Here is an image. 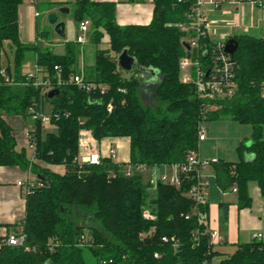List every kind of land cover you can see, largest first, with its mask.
Here are the masks:
<instances>
[{
  "label": "trees",
  "instance_id": "obj_1",
  "mask_svg": "<svg viewBox=\"0 0 264 264\" xmlns=\"http://www.w3.org/2000/svg\"><path fill=\"white\" fill-rule=\"evenodd\" d=\"M21 1L0 0V47L11 43L16 69L26 51L34 52L43 78H59L62 85L49 99L48 92L8 85L0 75V166L29 168V158L17 150L4 116L28 118L29 108L36 104L40 109L44 99L55 127V132H45L39 123L34 125L37 163L31 173L43 186L24 194V246L2 248L0 264H212L217 253L203 226L207 202L195 210L187 196L195 180L184 176L179 188L152 187L140 175L126 177V166L182 165L188 154L197 152L201 123L230 119L251 127L250 144H239L237 162H212L217 185L221 190L236 188L241 208L250 206L251 183L264 197V39L248 34L228 38L237 42L231 55L235 92L231 98L204 100L193 85L181 83L178 74L179 61L191 55L179 24L187 22L193 0H154L152 20L144 26L117 25L113 3L74 0L73 18L77 25L91 22V41L98 47L103 33L108 36L106 47L95 52L91 73L83 77L103 87L104 94L86 93L69 82L76 75L74 46L66 44L65 54L57 56L19 42ZM123 50L140 67L154 70L155 82L137 70L122 73L116 59ZM206 60L201 57L200 64ZM18 78L15 83H24ZM143 93L151 106L142 103ZM81 131L96 142L127 139L128 161L101 158L99 165L78 163ZM245 154L252 156L249 162ZM49 166H62L64 172H53ZM219 208L224 224L227 205ZM144 210L153 221L142 218ZM81 236L89 246L79 245ZM218 264H264V241L241 244Z\"/></svg>",
  "mask_w": 264,
  "mask_h": 264
},
{
  "label": "crops",
  "instance_id": "obj_2",
  "mask_svg": "<svg viewBox=\"0 0 264 264\" xmlns=\"http://www.w3.org/2000/svg\"><path fill=\"white\" fill-rule=\"evenodd\" d=\"M89 1L92 3H113L115 6V22L119 26L148 25L153 17L154 0ZM61 9H67L68 13H60L59 10ZM73 11L74 0H22L18 7V39L22 45L36 46L40 50H49L57 56L64 55L66 44H71L77 51L75 73L78 76L85 77L91 73L96 50L106 47L108 36L103 33L101 43L97 47L91 41L92 29L90 22L88 32L85 35V41L82 44L77 43L76 38L79 36V30L73 18ZM204 13L209 20L216 23L214 26L216 31L213 41H218L221 38H227L234 34H246L252 29L258 31V37L264 39V11L258 8L251 10L247 4H243L238 7L225 6L218 11L206 9ZM49 14H56L58 22L64 23V38L56 36L53 32V27L48 25L47 16ZM4 43L14 53V48L11 43L7 41L3 42V44ZM87 44H91L93 47L90 49L86 46ZM57 47H61L63 50L60 53H56L55 49ZM37 66L39 65L37 64L36 54L31 51H26L24 53V59L18 69L15 68L14 62L13 77L7 70L2 68V66H0V68L5 71L9 79L15 82L18 77L20 78H18L19 81L24 79L25 76L32 73ZM40 77L42 78L43 74L40 75ZM44 101L43 99L39 105V110L42 114L44 113ZM50 110L47 115L50 113ZM29 118L30 117L4 116L6 124L12 130L17 150H23L30 159L31 151L28 148L25 133L34 123L32 120L29 122ZM49 126L52 125L44 127L45 132H50ZM82 132L83 135L80 134L79 145L80 143H87L88 148L93 146L94 150L98 151L102 158L107 157L110 148H116V156L118 157L115 162L126 163L128 161L129 142L127 139L107 138L100 142H96L92 139L89 132ZM122 141H125L126 145L122 144ZM205 141L206 137L202 142ZM86 150L87 149H82L79 146V155L84 156ZM216 156L219 157V153H216ZM251 159L252 156L250 154H245L244 160L246 162H249ZM220 160L235 162L224 159ZM210 165L211 166L202 170V176L207 183L205 191L208 205L207 230L217 231L224 238L222 244L213 245V251L217 253L216 257L213 259V263L215 260H218L219 263L221 258L234 253L237 246L252 242L254 234H261L263 237L262 240L264 241V197L260 195L259 190L254 186L255 184L251 183V186L249 185V196L251 198L250 206L246 208L239 207L237 192H233L231 188L221 190L217 185L214 167L212 164ZM161 168L163 169L165 166H159L153 169L154 171L156 170L154 173L160 174L159 171ZM49 169L60 174L64 172L62 166H49ZM169 169L170 174L171 168L169 167ZM153 174L150 176L152 177ZM29 178L28 172L19 167L0 166L1 234L5 231L7 232L11 226L24 218L25 198L23 190L17 186V183H24ZM220 205H227V219L224 224L220 222Z\"/></svg>",
  "mask_w": 264,
  "mask_h": 264
},
{
  "label": "built area",
  "instance_id": "obj_3",
  "mask_svg": "<svg viewBox=\"0 0 264 264\" xmlns=\"http://www.w3.org/2000/svg\"><path fill=\"white\" fill-rule=\"evenodd\" d=\"M185 0H176L177 3H182ZM243 4H247L251 10L260 9L264 11V0H193V8L187 15V22L185 24H179V30L185 34V43L189 48L191 55L189 57L182 58L178 63L179 81L183 84H191L194 86L197 96L204 100H222L231 98L235 92L236 84L233 81V62L231 55H228L224 51L226 40L221 38L218 41H213L215 35V22L209 20L204 11L206 9L210 11H218L222 7H238ZM90 26L89 20H83L78 25L79 36L76 38V42L82 44L85 41V35L88 32ZM195 57V59H193ZM206 57L205 65L200 64V58ZM55 71H58L57 67H54ZM42 68L35 67L32 73H29L24 78V83H15L9 79L4 70L0 71V75L4 82L11 86H24L31 85L36 89H41L42 93L49 92L62 85L59 78L55 81L47 78H41ZM69 82L76 86L79 90L90 93L95 90H99L101 94H104L105 89L100 85L87 82L82 76H72L69 78ZM123 92V90H121ZM264 95V93H263ZM111 110V106L107 105V111ZM29 117L34 123H39L43 128L50 125L49 115H44L36 104L29 108ZM202 124V123H201ZM34 125L26 131L25 138L31 156L29 159V168L27 170L29 179L24 183H17V186L23 190V193H28L32 188L42 187V183L37 182L36 178L31 173L32 165L37 163L35 149L36 140L33 133L35 132ZM83 132L81 131L80 134ZM83 135V134H82ZM205 139V132L200 125L198 131V141L202 142ZM80 148L87 149L84 156L78 155L77 162L89 165H99L101 161V155L98 151L89 147L87 143H80ZM116 156L114 149L108 150V157L111 161ZM116 163L115 161H113ZM210 164L207 161L201 162L195 152L188 154L186 161L182 165H171L170 174H156V170L159 166L151 167L153 175L148 182L152 187L158 184H165L179 188L182 182V177L191 176L195 183L188 190L187 196L194 203V208L199 205H203L207 202L206 197V185L202 176V170L207 168ZM167 167V166H165ZM147 169L143 166H126L125 176L129 177L133 175V172ZM150 169V168H149ZM233 192H236V188H232ZM142 218L145 221L151 222L154 220V216L148 210L142 212ZM203 220L202 217L199 218ZM203 226L206 227V234H208L210 242L212 244H222L224 242L223 236L217 231L207 230V221H203ZM261 234H254L253 240H262ZM79 245L89 246L86 243L84 236L80 237ZM163 242H167L166 238H162ZM25 242V236L22 233V224L20 221L16 222L12 228H9L7 232L0 233V250L4 247H23ZM208 264V263H204Z\"/></svg>",
  "mask_w": 264,
  "mask_h": 264
},
{
  "label": "rangeland",
  "instance_id": "obj_4",
  "mask_svg": "<svg viewBox=\"0 0 264 264\" xmlns=\"http://www.w3.org/2000/svg\"><path fill=\"white\" fill-rule=\"evenodd\" d=\"M257 32L258 31H256L255 29H252L248 31V33L246 34L258 37ZM235 35L237 34L228 36L227 38H224V39L227 40L229 37L231 38ZM212 40H214V38ZM86 46L90 49L93 47L91 44H87ZM62 50L63 49H61V47H57L55 49V52L60 53ZM0 54H1L0 55V66H2V68L7 70L9 74L13 77L14 76V60H13L14 53L4 43L1 46ZM147 95L148 94L143 93L142 103L145 106H151L152 101L148 99ZM43 109H44L43 114L47 115V113L50 110V106L46 100L44 101ZM29 122H31V119L29 120ZM201 126L205 132V137H206L205 142L198 143V149H197L198 154L196 153V155H198V160L201 162L207 161L209 164H212V162H217L220 159L236 162L239 159L238 153H237V147L239 146V144L243 143V145H247V146L250 144L249 140L251 136V127L249 125L239 124L237 122L231 121L230 119H220V120H215V121L203 122ZM49 131L55 132V128L53 126H49ZM122 144H125V141H122ZM90 147L93 148V146H90ZM114 150L116 152V148ZM86 153L87 152H84V154ZM216 153H219V157L216 156ZM107 157H108V154H107ZM117 157L118 156H115L113 161H116ZM126 158H127V155H126ZM169 170H170L169 167H165L163 169L161 168L159 171L160 172L159 175H161L162 173L168 174ZM152 173L153 171L151 168L144 169L141 171L135 170L133 172V174L141 176L144 184H147L150 181V178H151L150 175ZM254 186L256 187V185ZM213 264H218V260H215Z\"/></svg>",
  "mask_w": 264,
  "mask_h": 264
},
{
  "label": "water",
  "instance_id": "obj_5",
  "mask_svg": "<svg viewBox=\"0 0 264 264\" xmlns=\"http://www.w3.org/2000/svg\"><path fill=\"white\" fill-rule=\"evenodd\" d=\"M60 13H68L67 9L59 10ZM47 23L49 26L53 27V32L56 36L64 38L65 25L62 22H58V17L56 14H49L47 16ZM186 50L189 48L186 44H183ZM237 49V42L234 39H228L226 41L224 51L228 55H233ZM116 64L122 73H130L133 70H137L141 73H147L151 76L150 83L155 82V71L150 69H144L138 65L137 60L134 57L128 55L127 50H123L116 59ZM56 90H51L48 92L47 97L51 99L54 95H57Z\"/></svg>",
  "mask_w": 264,
  "mask_h": 264
}]
</instances>
